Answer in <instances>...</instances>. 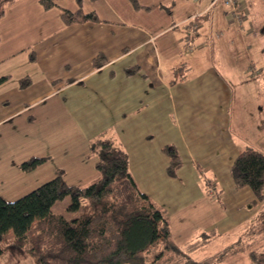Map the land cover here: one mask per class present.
Returning <instances> with one entry per match:
<instances>
[{
    "label": "crops",
    "instance_id": "obj_1",
    "mask_svg": "<svg viewBox=\"0 0 264 264\" xmlns=\"http://www.w3.org/2000/svg\"><path fill=\"white\" fill-rule=\"evenodd\" d=\"M51 1L54 6L45 9L39 0H11L0 18L2 191L29 192L44 176L60 172L75 171L67 175L69 185L78 184L75 175L83 177L81 182L95 179L97 159L90 147L99 136L124 152L139 191L157 178L162 185L172 181L166 174V147L179 156L177 177L195 183L200 168L215 177L209 182L213 186L221 184L217 174L222 170L231 174L244 148L264 154L257 144L233 137L249 119V128L264 136V108H256L260 119L252 123V116L239 115L246 108H229L228 48L240 47L244 39L229 8L197 0L191 14L173 16L176 27L157 28L156 20L162 23L164 16L146 10L139 21L141 10L128 0ZM239 1L244 24L250 10L246 0ZM63 9L94 12L98 21L67 25L60 17ZM214 24L220 28L213 27L215 45L209 37ZM208 47H216L220 71L205 62ZM97 55L105 63L94 68ZM24 77L30 84L21 89ZM34 157L45 160L33 170L49 172L27 185L30 174L20 164Z\"/></svg>",
    "mask_w": 264,
    "mask_h": 264
},
{
    "label": "rangeland",
    "instance_id": "obj_2",
    "mask_svg": "<svg viewBox=\"0 0 264 264\" xmlns=\"http://www.w3.org/2000/svg\"><path fill=\"white\" fill-rule=\"evenodd\" d=\"M57 1L60 4L74 5V0ZM136 1L141 10L139 21H143V16L148 11L165 17L162 23L156 20L155 25L158 28L167 25L176 27L175 23L178 20L173 16L191 14L197 0ZM245 3L250 10L248 21L243 24L242 20L239 25L236 24L239 31L244 29V34L241 33L244 38L241 39L243 45L240 47L236 45L234 49L228 48L231 61L230 76L226 79L230 77L227 81L233 99L229 108H237V111L238 108H246V111L239 115L247 117V120L252 116V123L253 120L260 119L256 108H264V0H246ZM219 4L220 2H217L214 7L218 8ZM150 19L153 20L154 17L151 16ZM213 27L216 31H220V28L214 24L211 31L209 30L210 42L215 45ZM212 49L211 47L205 49L204 54L208 51L205 62L207 60L215 70L220 71L215 62L221 59H218L216 47ZM221 53L224 57L225 52ZM248 123L246 129L238 130L237 134L233 135L234 139L239 142L242 137L246 143H254L264 149V136L260 137V132L257 135L254 129L249 128ZM92 156L98 159L94 153ZM41 168L27 171L30 174L27 176V185L49 172L40 171ZM197 169L195 183L183 175L177 177L175 172L176 174L169 178L172 180L169 184L162 185L164 182L157 178L153 186L145 184L141 187L144 189L141 192L148 196L155 209L162 214L168 227V234L165 238L156 240L139 256L148 264H264V216H261L264 213V199L262 202L252 203V191L248 187H236L231 174L224 170L217 174L221 184L213 186L209 182L214 181L215 177L212 174L205 175L204 170ZM60 173L63 181L68 184L71 180L66 182V179H69L67 175L75 171ZM50 177L47 175L42 179L46 182L51 179ZM75 177L78 184H72L73 186H85L92 181L81 182L83 179L81 175ZM161 188L167 191L162 192ZM9 189L8 192L0 189V197L5 201H13L28 193L11 192ZM67 203L69 204L68 197L57 201L52 206V212L61 214L67 220L74 218V212L66 211ZM0 250L5 255L0 257V264H39L36 257L12 244L11 231L0 235Z\"/></svg>",
    "mask_w": 264,
    "mask_h": 264
},
{
    "label": "trees",
    "instance_id": "obj_3",
    "mask_svg": "<svg viewBox=\"0 0 264 264\" xmlns=\"http://www.w3.org/2000/svg\"><path fill=\"white\" fill-rule=\"evenodd\" d=\"M9 1L0 0V18ZM128 1L139 8L136 0ZM39 2L45 9L54 6L51 0ZM60 17L67 25L98 21L94 12L84 13L80 9H63ZM104 63L102 55L92 60L94 68ZM4 80L1 77L0 83ZM29 84L28 77L19 80L21 89ZM90 149L98 158V176L88 185H68L59 173L13 201L0 197V235L11 231L12 244L36 257L39 264H148L139 255L168 234L162 214L138 190L128 172L126 155L111 140L99 136ZM164 151L169 156L166 174L172 177L180 159L173 149L166 147ZM44 160L34 157L22 162L20 168L29 171ZM230 172L236 187L252 191V203L262 202L263 153L244 148L233 160ZM66 197V211L77 214L70 220L51 210Z\"/></svg>",
    "mask_w": 264,
    "mask_h": 264
},
{
    "label": "built area",
    "instance_id": "obj_4",
    "mask_svg": "<svg viewBox=\"0 0 264 264\" xmlns=\"http://www.w3.org/2000/svg\"><path fill=\"white\" fill-rule=\"evenodd\" d=\"M219 1L220 4L229 8V15L237 22L240 23L242 21V17L239 14V11L242 8V3L239 0H215Z\"/></svg>",
    "mask_w": 264,
    "mask_h": 264
}]
</instances>
